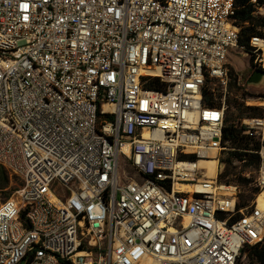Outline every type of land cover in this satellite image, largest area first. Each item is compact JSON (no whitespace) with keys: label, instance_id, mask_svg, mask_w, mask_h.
Wrapping results in <instances>:
<instances>
[{"label":"built area","instance_id":"built-area-1","mask_svg":"<svg viewBox=\"0 0 264 264\" xmlns=\"http://www.w3.org/2000/svg\"><path fill=\"white\" fill-rule=\"evenodd\" d=\"M235 1L0 0V166L22 182L0 264H237L264 242V116L243 123V202L218 182L227 106L204 96L242 51Z\"/></svg>","mask_w":264,"mask_h":264},{"label":"trees","instance_id":"trees-1","mask_svg":"<svg viewBox=\"0 0 264 264\" xmlns=\"http://www.w3.org/2000/svg\"><path fill=\"white\" fill-rule=\"evenodd\" d=\"M259 9H264V0H236L235 15L233 17L235 25L240 28L239 47L242 51L249 54L250 62L255 69L254 61L256 56L250 44L255 37L264 39V17L258 13ZM204 96L209 106L219 105L222 98L221 96H216L215 93L209 92L207 89L204 92ZM214 98H216L217 101ZM227 106L223 143L228 144L233 149L231 153L232 158H236L240 161L246 160L247 165L254 164L257 168L259 165V157L256 152L259 149V145L253 138L244 134L245 128L240 126L242 117L237 116L235 111H232L234 107H230V105ZM237 108L238 110L242 109L239 105ZM248 110L253 116L248 119H256L264 116L262 111L258 109ZM258 111H260L259 115L257 114ZM230 163L231 162L228 161L229 165ZM7 172L8 171L4 168L0 170V189H5L9 185L10 180ZM218 182L220 184H237L238 186H244L251 194L249 200L257 193V190L253 187L254 181L237 175L235 169L230 166L227 168L225 174L219 176ZM247 252L252 261L251 264H264V242L254 246H247L243 253Z\"/></svg>","mask_w":264,"mask_h":264},{"label":"rangeland","instance_id":"rangeland-1","mask_svg":"<svg viewBox=\"0 0 264 264\" xmlns=\"http://www.w3.org/2000/svg\"><path fill=\"white\" fill-rule=\"evenodd\" d=\"M258 13L264 17V9H259ZM227 63L229 65L227 85L211 81L208 83V87L215 90L216 96L222 97V101L225 102L226 106L230 105V107H234L232 108V111H235L237 116L242 117L240 120V126L243 127L244 121L253 117L248 109H258L264 114V77H262L258 83H250L252 75L257 70L251 64L249 54L244 51L236 49L230 50L227 57ZM238 105L242 107L241 110H238ZM260 111H258V115L260 114ZM225 148L220 162L224 165L223 174H225L227 168L230 166L235 169L237 175H241L242 178L254 181L256 171L255 165H247L246 162L232 158L231 153L233 152V149L231 146L228 145ZM228 161L231 162L230 165L228 164ZM2 168L3 167L0 166V170ZM126 172L129 175L131 174L129 168H127ZM7 173L10 181L7 188L0 189V203L12 198L15 195V192L22 186L20 179L11 175L9 172ZM229 185L238 187V190L241 191V200L243 202H246L251 198L250 192L247 191L244 186H238L237 184ZM251 263L252 261L247 252L242 253L237 264Z\"/></svg>","mask_w":264,"mask_h":264},{"label":"bare ground","instance_id":"bare-ground-1","mask_svg":"<svg viewBox=\"0 0 264 264\" xmlns=\"http://www.w3.org/2000/svg\"><path fill=\"white\" fill-rule=\"evenodd\" d=\"M200 173L206 178H212L216 175V162L202 161L199 163Z\"/></svg>","mask_w":264,"mask_h":264},{"label":"water","instance_id":"water-1","mask_svg":"<svg viewBox=\"0 0 264 264\" xmlns=\"http://www.w3.org/2000/svg\"><path fill=\"white\" fill-rule=\"evenodd\" d=\"M264 77V71L263 70H257L250 79V83H258L261 78Z\"/></svg>","mask_w":264,"mask_h":264}]
</instances>
